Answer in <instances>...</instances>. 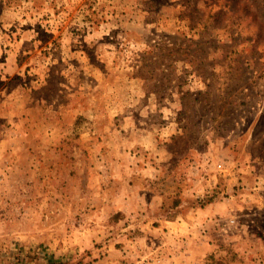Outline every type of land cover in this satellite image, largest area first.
I'll list each match as a JSON object with an SVG mask.
<instances>
[{
	"label": "rangeland",
	"instance_id": "rangeland-1",
	"mask_svg": "<svg viewBox=\"0 0 264 264\" xmlns=\"http://www.w3.org/2000/svg\"><path fill=\"white\" fill-rule=\"evenodd\" d=\"M0 264H264V0H0Z\"/></svg>",
	"mask_w": 264,
	"mask_h": 264
}]
</instances>
